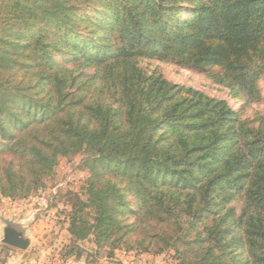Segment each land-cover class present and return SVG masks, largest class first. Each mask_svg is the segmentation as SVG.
Returning <instances> with one entry per match:
<instances>
[{"label": "trees", "instance_id": "1", "mask_svg": "<svg viewBox=\"0 0 264 264\" xmlns=\"http://www.w3.org/2000/svg\"><path fill=\"white\" fill-rule=\"evenodd\" d=\"M141 59L262 102L264 0H0V196L27 199L83 153L64 260L89 241L105 258L264 264V111L244 118Z\"/></svg>", "mask_w": 264, "mask_h": 264}, {"label": "rangeland", "instance_id": "2", "mask_svg": "<svg viewBox=\"0 0 264 264\" xmlns=\"http://www.w3.org/2000/svg\"><path fill=\"white\" fill-rule=\"evenodd\" d=\"M139 65L149 72L154 70L160 71L172 82L185 84L212 97L225 99L234 109H239L243 113L244 118H253L257 113L264 111V100L259 103L246 104L242 95H238L229 87L215 81L213 77L205 72L181 66L175 62L156 59H141ZM259 86L264 95V78L259 82ZM85 157L83 153L61 157L54 174L45 178L40 188L27 199L13 200L0 196V247L7 246L2 242V228L5 225L4 220L11 218V213H13L11 202L13 201H16L19 206L31 207L30 209L32 210L36 209V212H32L35 213V215L33 214V218L37 220L35 229L38 232L41 231V234L46 235V241L40 244V247L38 246L39 252H46L44 249L49 241L55 237V234L60 236L59 241H57L58 244H63L62 239H66V234H63L61 229L58 228H63L64 226L65 215L63 211L67 206L69 210L71 209L70 202H72L73 193H79L82 197H85V181L90 174L89 170L85 167ZM55 226L57 228L51 232ZM82 245L85 248L84 260H92L93 262L104 260L105 249L97 250L95 245L89 241L83 242ZM122 252L139 256L135 252L117 250L114 258L117 253ZM158 256L165 264L177 263L173 250H167ZM137 258L140 259V263L147 260L150 264H153L150 258H142L140 256ZM117 259H120V257Z\"/></svg>", "mask_w": 264, "mask_h": 264}, {"label": "crops", "instance_id": "3", "mask_svg": "<svg viewBox=\"0 0 264 264\" xmlns=\"http://www.w3.org/2000/svg\"><path fill=\"white\" fill-rule=\"evenodd\" d=\"M12 211L11 218L21 224L25 228L26 234L31 238V244L26 250L11 247L9 245L5 247H0V264H94L83 258H69L64 260L61 257V251L63 244L59 243V237L55 234V237L49 241L46 248V252H39L40 244L46 241V235L41 234V231H37L35 227L37 226L36 218H33L36 212L30 209L31 207L19 206L17 202H11ZM27 210V211H24ZM34 214V215H33ZM57 227L55 226L51 232H53ZM61 229V227H58ZM63 234L67 231L65 228L61 229ZM39 244V245H38ZM39 246V247H38ZM48 247V248H47ZM120 259H117L119 258ZM136 255L131 253H117L114 258H104L101 263L97 264H140V259ZM140 257L150 258L153 264H165L164 261L158 256H153L150 254H143Z\"/></svg>", "mask_w": 264, "mask_h": 264}, {"label": "water", "instance_id": "4", "mask_svg": "<svg viewBox=\"0 0 264 264\" xmlns=\"http://www.w3.org/2000/svg\"><path fill=\"white\" fill-rule=\"evenodd\" d=\"M4 223L5 225L2 228V242L22 250L28 249L31 244V238L26 234L25 228L12 218L5 219Z\"/></svg>", "mask_w": 264, "mask_h": 264}, {"label": "built area", "instance_id": "5", "mask_svg": "<svg viewBox=\"0 0 264 264\" xmlns=\"http://www.w3.org/2000/svg\"><path fill=\"white\" fill-rule=\"evenodd\" d=\"M140 264H150V263L147 260H144Z\"/></svg>", "mask_w": 264, "mask_h": 264}]
</instances>
